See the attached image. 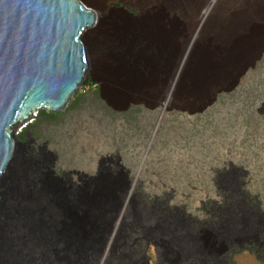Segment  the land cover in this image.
<instances>
[{
	"label": "rangeland",
	"instance_id": "1",
	"mask_svg": "<svg viewBox=\"0 0 264 264\" xmlns=\"http://www.w3.org/2000/svg\"><path fill=\"white\" fill-rule=\"evenodd\" d=\"M80 1L97 13L91 4ZM95 1L103 5L105 15L103 23L96 25L92 39L96 45V67H91L63 111H39L32 123L16 134L23 149L13 165L14 172L0 185V236L20 228L29 210L40 213V209L45 214L46 209L39 205L41 198H64L79 187L93 188L94 181L89 178L106 174L107 168L120 157L122 168L118 169L128 171L131 180L129 202L125 224L123 221L117 229L107 264H123L116 254L128 252L124 243L130 228L155 223L150 215L139 221L133 203L145 197L168 195L182 202L186 193L181 188L193 190L196 186L187 181H157L164 157L172 172L181 171L176 159L181 154L173 149L164 150L160 141L166 129L170 136L175 135L172 115L186 112L168 105L195 107L216 89L236 80L238 84L233 89L216 94V99L229 101L228 110L223 112L249 122L243 129L244 138L264 125V0L259 4L248 0L240 5L235 27L218 33L209 27L191 32V23L184 21L170 24L171 30H152L148 9L122 1ZM138 57L148 63L141 68V76L133 67V59ZM151 60L157 65L151 67ZM250 63L255 65L248 68L246 76L241 68ZM137 89L143 92L137 94ZM135 98L146 103L140 101L136 105ZM216 102L197 115L205 114ZM24 147H35L42 153V162L48 169L40 172L38 166L42 165L26 154ZM142 153L147 154L142 157ZM83 174L87 178L83 179ZM113 185L116 193H123L124 181H115Z\"/></svg>",
	"mask_w": 264,
	"mask_h": 264
},
{
	"label": "water",
	"instance_id": "2",
	"mask_svg": "<svg viewBox=\"0 0 264 264\" xmlns=\"http://www.w3.org/2000/svg\"><path fill=\"white\" fill-rule=\"evenodd\" d=\"M96 21V13L80 0H0V185L22 155L16 134L39 111H63L88 77L84 35ZM217 100L215 95L208 106ZM120 161L117 157L119 167ZM89 181L93 188L79 187L69 197L41 198L45 214L29 210L20 228L0 236V264H107L117 229L125 224L130 181L126 173L112 176L108 170ZM115 181H124L122 194ZM133 207L139 221L147 217L136 203ZM145 234L166 258L177 256L187 242L164 221L149 224ZM116 255L123 264H150L135 261L129 252Z\"/></svg>",
	"mask_w": 264,
	"mask_h": 264
},
{
	"label": "flooded vegetation",
	"instance_id": "3",
	"mask_svg": "<svg viewBox=\"0 0 264 264\" xmlns=\"http://www.w3.org/2000/svg\"><path fill=\"white\" fill-rule=\"evenodd\" d=\"M226 91L218 88L212 96ZM139 100L146 103L142 98ZM228 102L225 98L218 99L203 115L196 112L209 105L205 101L189 108L176 103L168 105L186 112L172 115L176 122L172 124L175 135L170 136L166 129L160 141L164 150L173 149L181 154L176 158L181 171L172 172L163 156L157 181H187L196 186L193 190L181 188L186 193L182 202L168 195L145 197L136 204L142 213L154 217L155 223L173 224L187 242L177 256L166 258L160 248L148 243L145 234L148 226H132L127 235V248L134 260L137 257V261L150 264L152 261L264 264V125L249 132L251 137L244 138L243 129L249 122L239 119L238 115L224 113L229 108ZM24 148L26 154L42 165L38 166L40 172L48 169L42 162L45 160L42 153L35 147ZM224 150L231 155L228 157ZM118 167L117 163L111 164L107 168L109 174L119 176ZM128 174L127 171V181H131Z\"/></svg>",
	"mask_w": 264,
	"mask_h": 264
},
{
	"label": "bare ground",
	"instance_id": "4",
	"mask_svg": "<svg viewBox=\"0 0 264 264\" xmlns=\"http://www.w3.org/2000/svg\"><path fill=\"white\" fill-rule=\"evenodd\" d=\"M85 1L89 4H91L96 9V11H97V13H96L97 24L96 25L97 26L101 25L103 23V17L105 16L104 11H103V9H104L103 5L101 3H98L99 1L97 2L95 0H85ZM105 1L107 2V1H111V0H103V2H105ZM114 1H122L127 5L136 6L138 8H141L142 10L148 9V11H149L148 12L149 13L148 19L150 20V22H152V24H151L152 30L162 31V30H168L169 28L171 30V28H173V25L171 26L170 24H173V22L177 23V22H181V21L183 22L184 21V22L191 23V25H192L191 29H190L191 32H193L195 30L196 31L201 30V27L206 28V29L209 27L211 30L215 31V33L216 32L218 33L219 31H222L225 29H233L235 27V24H237V22L239 21L238 20L239 13H238L237 8L239 9L241 7L240 5L244 4L248 0H114ZM253 1L256 4L257 3L259 4V1H262V0H253ZM262 14H263V12H262ZM260 18H262V16ZM96 25L94 26V28L88 30L84 35V41L86 42V44L89 48L88 51H89V56H90V61H91V67L93 69H95L96 64H97L96 63L97 62L96 45L92 41L93 36L95 35L94 32L96 29ZM164 25H167L168 27H165ZM186 25H188V24H186ZM257 29H255V30H257ZM89 36H90V38H89ZM89 40H91L90 43H89ZM250 41H252V39ZM145 60H143V58H140V57H138L137 59L136 58L133 59V67L135 68V70H137L136 74L138 76H141L140 75L141 70H142L141 68H144L143 66H145V65L148 66V63L145 62ZM149 64H151V67H153V66L157 65V62L155 60L154 61L151 60V63H149ZM254 65L255 64H251V63L248 65H244L241 68L242 73L243 74L245 73V75L247 76L248 68L250 66H251V68H254ZM188 66H191V65H188ZM190 68L191 67H187L186 69H190ZM122 69L123 68H121V70L120 69L119 70L121 72H123ZM120 71H118V72H120ZM114 73H117V72H114ZM185 78H187V77H185ZM236 83H237L236 80H231L227 85H225L224 87H220V88H226L229 90L232 87H235ZM136 92H137V94H140L143 91L141 89H137ZM177 92H178V90H177ZM213 98H214V96H211L208 98L206 97L204 100H202L198 104H202L204 101L209 104V103H211ZM136 99H137V103L135 102L134 104L140 103V100L138 98H136ZM115 102L118 103V101H115ZM65 108L66 107H64L63 109H65ZM179 110H182V109L179 108Z\"/></svg>",
	"mask_w": 264,
	"mask_h": 264
}]
</instances>
